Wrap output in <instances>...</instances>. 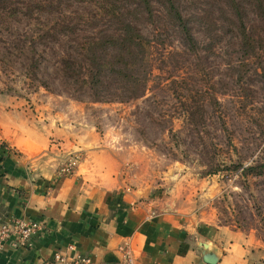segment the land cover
Returning <instances> with one entry per match:
<instances>
[{
	"label": "rangeland",
	"instance_id": "1",
	"mask_svg": "<svg viewBox=\"0 0 264 264\" xmlns=\"http://www.w3.org/2000/svg\"><path fill=\"white\" fill-rule=\"evenodd\" d=\"M147 1L0 0V98L71 126L96 177L210 203L264 241V171L241 167L264 163V0ZM123 22L145 44L116 66Z\"/></svg>",
	"mask_w": 264,
	"mask_h": 264
},
{
	"label": "crops",
	"instance_id": "2",
	"mask_svg": "<svg viewBox=\"0 0 264 264\" xmlns=\"http://www.w3.org/2000/svg\"><path fill=\"white\" fill-rule=\"evenodd\" d=\"M82 145L50 111L0 98V227L13 217L44 226L29 247L6 244L0 264H45L58 252L124 264L127 249L135 264H264V241L223 224L210 203L179 208L167 190L101 179L84 161L61 174Z\"/></svg>",
	"mask_w": 264,
	"mask_h": 264
},
{
	"label": "built area",
	"instance_id": "3",
	"mask_svg": "<svg viewBox=\"0 0 264 264\" xmlns=\"http://www.w3.org/2000/svg\"><path fill=\"white\" fill-rule=\"evenodd\" d=\"M80 160L79 154H73L60 165L59 172L64 175L74 174L80 164ZM43 230L44 226L40 222L13 217L0 227V250L6 244L14 248L29 247L32 244V237ZM69 249L74 250L75 247L70 245ZM124 260V264H135L134 255L130 249L125 251ZM45 264H92V260L90 257L82 255L71 256L58 252L51 259H47Z\"/></svg>",
	"mask_w": 264,
	"mask_h": 264
},
{
	"label": "trees",
	"instance_id": "4",
	"mask_svg": "<svg viewBox=\"0 0 264 264\" xmlns=\"http://www.w3.org/2000/svg\"><path fill=\"white\" fill-rule=\"evenodd\" d=\"M147 1V0H146ZM169 4L173 9H176L174 6L173 0H168ZM148 5L149 2L147 1ZM177 12V11H176ZM176 17L179 19L180 25L183 28V30L188 32L187 27L184 25V19L179 15V12L176 13ZM122 30V33H118V35L115 37L114 35H108V39L106 38L105 40L112 42L113 44H117L118 51L112 55V62L111 64H115L116 66L121 64L123 62V59L128 56V54H134V51L132 49L134 46L143 47L145 44V39L143 36H141L139 33H137L136 29L129 23L123 22L122 26L120 28ZM189 33V32H188ZM97 43H94L93 45H96ZM138 48V49H139ZM102 48H96V46H90L89 52L93 55V64L95 61L100 62V58L97 56L99 54V51ZM71 68L70 66H68ZM101 69H103V63H99L98 65V71L95 73H92V76L95 80V84H98L100 82V76L102 74ZM122 70V69H121ZM242 171L246 174H261L264 171V163L258 164V165H250L244 167L241 165ZM239 168V167H238Z\"/></svg>",
	"mask_w": 264,
	"mask_h": 264
}]
</instances>
